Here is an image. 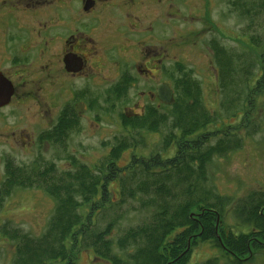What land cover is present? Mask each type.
Listing matches in <instances>:
<instances>
[{"label":"trees","instance_id":"1","mask_svg":"<svg viewBox=\"0 0 264 264\" xmlns=\"http://www.w3.org/2000/svg\"><path fill=\"white\" fill-rule=\"evenodd\" d=\"M232 1L233 10L248 20V49L263 52L256 59L249 52L220 44L216 37L209 42L230 119L244 112L248 117V103L251 107L253 94L264 88V35L257 31L264 16V0ZM175 71L171 72V77L178 73L173 77L174 103L151 104L145 106L143 114L122 115L123 127L129 133L111 145L109 153L94 166L69 157L71 169L58 172L52 164L35 176L8 160V178L0 187V206L5 195L17 187L41 188L56 203L46 230L38 237L9 223L0 228L15 247L14 264H76L79 251H93L101 264H187L193 244L209 236L231 255L229 264H249L256 254L264 252V193L251 192L237 203V218L250 230L236 234L229 228L226 232L220 225L221 211L233 200L214 192L208 180V167L215 157L242 147L243 139L238 136L243 127L229 131L231 124L217 145L207 147L204 138L218 115L205 106L201 84L191 78L184 65H178ZM126 83L110 87L108 95L124 98L131 87ZM65 112L68 117L63 112L53 131L55 142L62 146L80 126L75 107L68 105ZM244 118L241 123L245 136L261 130L260 122L249 124ZM162 130L160 150L153 157L140 155L134 159L133 154L120 165L129 152L145 144L143 132ZM171 144H176L175 155H167ZM127 205L143 215L121 234L117 226L124 219L126 211L122 208ZM216 262L214 258L202 264Z\"/></svg>","mask_w":264,"mask_h":264},{"label":"rangeland","instance_id":"2","mask_svg":"<svg viewBox=\"0 0 264 264\" xmlns=\"http://www.w3.org/2000/svg\"><path fill=\"white\" fill-rule=\"evenodd\" d=\"M188 10L195 13V7H186L184 19L181 24L179 23L184 37L171 34L175 26L170 25L169 38L163 41L165 49L168 50L167 54L163 55V62L168 63L169 73L166 75L159 70L150 83H152V87L153 85L155 87L156 83L164 82L174 88L175 78L173 79V77H178V73L171 77V72H176L177 63L184 65L185 70L190 72L191 78H196L199 81L205 106L218 115L217 122L208 127L210 130L208 137L204 138L206 140L204 144L207 147L217 145L231 124L232 129L229 131L233 130V127L238 129L243 127L239 130L238 136L243 139L242 147L215 157L208 167V180L214 192L229 196L233 200V202L227 203L221 211V227L226 232L230 228L236 234L246 233L250 229L240 224L236 208L238 201L251 192L264 193V88L258 94H253L254 104L251 107L248 103V117L244 112L240 113L238 117L230 119L227 113L229 110L224 103L225 97L220 88L215 54L210 48L209 42L213 37H216L220 44L233 47L239 52H249L256 59L260 58L258 54L262 53L263 49L254 50V54L248 49L251 48V43L247 41L249 35H246L248 20L240 17L239 13L233 10L232 0H214L211 11L214 25L204 23L201 19H197L198 17L194 20L191 19ZM261 18L260 28L257 31L264 35V16ZM153 43H156L155 39ZM131 49L133 50V48ZM158 49L160 51V47ZM135 52L133 50V53L126 56L121 54L117 56L120 60L127 59L129 61L135 58ZM233 58L237 66L236 58ZM153 62H155L154 58ZM104 67L101 74L95 72L98 77L94 78L91 83H87L86 78L77 77L65 81L61 91V87L58 85L57 117L64 105L74 107L78 103L77 97L82 96L78 95L83 92L88 94L87 98L83 99V102H86L88 106L79 116L80 126L76 128L75 132H72L65 146L55 143L51 147L38 149L9 142L5 143V141L0 142V187L8 178V160L17 166H22L25 173L35 176H38L40 171L52 164L58 172L71 169L69 157H75L84 164L94 166L109 153L111 145L129 133L123 127L122 115L125 113L139 115L144 113L147 105L159 106L158 100L151 99L147 93L143 94L144 91L149 92L143 79L139 85L129 88L126 98L113 99L114 97L108 95V90L119 76L118 66L116 62L110 61L106 62ZM251 84L253 85L254 82ZM93 98H96L95 102H92L91 99ZM160 110L168 111L169 109L160 107ZM243 118L249 124L254 123L256 125L260 122L262 124L261 130L253 132L251 136H245L246 132L241 123ZM142 134L146 136L145 144L138 145L129 152L120 163L121 166L130 160L133 154H135L134 159L141 157L140 155L149 158L156 154V150H160L159 146L164 130L160 133L143 132ZM139 140L140 138L137 137V141ZM176 153V144H171L167 155H175ZM113 187L116 189L117 185ZM55 206L54 198L41 188H14L10 194L5 195L3 204L0 206V228L9 223L14 228H19L23 232L38 237L46 230ZM130 206L127 205L122 208V211L127 213L125 212L124 219L117 226L118 233L122 234L128 225L136 222L137 218L143 215L135 212ZM209 237H206V240L199 238L193 244V250L189 254L187 264L208 263L214 258L217 261L216 264H229L228 260L231 255H227L222 248L217 247L211 236ZM14 257V245L0 233V264H14ZM76 257V264H101L102 262L95 258L93 251H79ZM249 264H264V252L256 254Z\"/></svg>","mask_w":264,"mask_h":264},{"label":"flooded vegetation","instance_id":"3","mask_svg":"<svg viewBox=\"0 0 264 264\" xmlns=\"http://www.w3.org/2000/svg\"><path fill=\"white\" fill-rule=\"evenodd\" d=\"M213 3L214 0H0V142L38 149L53 146L58 119L63 112L68 117L66 105L56 116L58 85L61 91L65 81L77 77L91 83L110 61L117 63L119 71L110 87L122 81L133 87L143 79L149 90L143 94L164 105L157 95V86L164 82L155 87L150 82L159 70L169 73L168 63L163 62L168 51L163 41L169 38V26H175L171 34L184 37L179 23L186 7H195V13L188 10L191 19L198 17L214 25ZM131 48L136 50L133 60L118 59V54L133 53ZM87 96L77 97L74 107L78 116L82 113L77 109L79 104L84 105L83 112L87 109L83 102Z\"/></svg>","mask_w":264,"mask_h":264},{"label":"water","instance_id":"4","mask_svg":"<svg viewBox=\"0 0 264 264\" xmlns=\"http://www.w3.org/2000/svg\"><path fill=\"white\" fill-rule=\"evenodd\" d=\"M157 95L163 103L172 104L174 101V91L167 83H161L157 86ZM79 112H83L84 105L77 106Z\"/></svg>","mask_w":264,"mask_h":264}]
</instances>
